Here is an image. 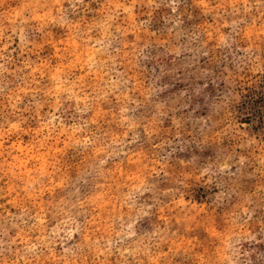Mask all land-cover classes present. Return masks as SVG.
Segmentation results:
<instances>
[{
    "label": "rangeland",
    "instance_id": "374dc122",
    "mask_svg": "<svg viewBox=\"0 0 264 264\" xmlns=\"http://www.w3.org/2000/svg\"><path fill=\"white\" fill-rule=\"evenodd\" d=\"M0 264H264V0H0Z\"/></svg>",
    "mask_w": 264,
    "mask_h": 264
}]
</instances>
